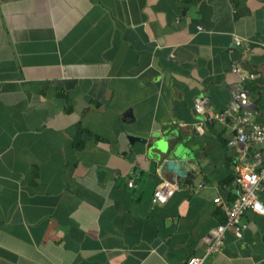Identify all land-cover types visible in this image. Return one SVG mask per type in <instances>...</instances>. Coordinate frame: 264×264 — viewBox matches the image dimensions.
<instances>
[{
  "label": "crops",
  "instance_id": "1",
  "mask_svg": "<svg viewBox=\"0 0 264 264\" xmlns=\"http://www.w3.org/2000/svg\"><path fill=\"white\" fill-rule=\"evenodd\" d=\"M235 66L264 125V0H0V264L204 256L231 181L264 164L211 118ZM164 180L179 188L156 204ZM241 222L205 264H264V215Z\"/></svg>",
  "mask_w": 264,
  "mask_h": 264
},
{
  "label": "built area",
  "instance_id": "2",
  "mask_svg": "<svg viewBox=\"0 0 264 264\" xmlns=\"http://www.w3.org/2000/svg\"><path fill=\"white\" fill-rule=\"evenodd\" d=\"M235 42L238 45L242 44L240 38L237 37ZM241 70L238 66H235L233 69V72L240 77V81L232 92V98L228 108L221 113L211 114V118L233 125L235 135L228 141V145L231 147H237L246 143L264 145V125L257 124L253 121L252 101L244 87V83L254 81L256 75L253 73L244 74ZM242 93L243 96H241ZM196 107L197 109L199 107L205 110V100L197 98ZM249 178H254L255 182ZM129 184L131 185V182ZM234 186L235 199L231 205L223 203L220 198L215 199L217 203H223L227 215V222L219 225L214 231L212 242L208 246L206 254L204 256H193L200 260V264H205L206 258L218 250L228 230L234 231L238 237L242 235L244 226L241 220L246 212L252 211L264 215V212L254 208V205L259 203L261 208L264 209V201L261 198V195L264 193V164L260 167L252 166L243 169L235 178ZM178 188L179 186L172 181H162L153 194V201L156 204L167 202L169 197ZM162 198L166 199L163 200ZM190 259L186 264H189Z\"/></svg>",
  "mask_w": 264,
  "mask_h": 264
},
{
  "label": "water",
  "instance_id": "3",
  "mask_svg": "<svg viewBox=\"0 0 264 264\" xmlns=\"http://www.w3.org/2000/svg\"><path fill=\"white\" fill-rule=\"evenodd\" d=\"M131 112V111H130ZM128 114V113H127ZM131 115V113H130ZM129 139L131 141L133 140H138V141H143L145 142V139L133 136V135H129ZM185 164V160L184 159H177V156H175V159H169L166 161V166L167 168H169L170 170L173 171V173L176 175L175 180L181 179V177L183 175H186V170L184 168Z\"/></svg>",
  "mask_w": 264,
  "mask_h": 264
},
{
  "label": "clouds",
  "instance_id": "4",
  "mask_svg": "<svg viewBox=\"0 0 264 264\" xmlns=\"http://www.w3.org/2000/svg\"><path fill=\"white\" fill-rule=\"evenodd\" d=\"M241 96H243V93L241 94ZM246 102V101H245ZM198 111H203V109L199 108L197 109ZM252 179L253 182H255L254 178H249ZM163 200H165L166 198H162ZM254 208L257 210H260L261 212H264V209L261 208V205L259 203L254 205ZM189 264H200V260L196 257H193L192 259H190Z\"/></svg>",
  "mask_w": 264,
  "mask_h": 264
},
{
  "label": "trees",
  "instance_id": "5",
  "mask_svg": "<svg viewBox=\"0 0 264 264\" xmlns=\"http://www.w3.org/2000/svg\"><path fill=\"white\" fill-rule=\"evenodd\" d=\"M235 180V178L231 181V182H233ZM228 183H230V182H228ZM261 198L263 199V201H264V194H263V197H262V195H261Z\"/></svg>",
  "mask_w": 264,
  "mask_h": 264
}]
</instances>
